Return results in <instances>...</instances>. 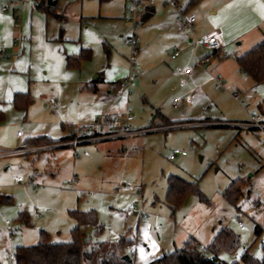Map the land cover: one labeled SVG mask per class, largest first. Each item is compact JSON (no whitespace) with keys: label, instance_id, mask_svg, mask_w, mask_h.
I'll return each instance as SVG.
<instances>
[{"label":"rangeland","instance_id":"1","mask_svg":"<svg viewBox=\"0 0 264 264\" xmlns=\"http://www.w3.org/2000/svg\"><path fill=\"white\" fill-rule=\"evenodd\" d=\"M33 1L26 0L14 13L11 9L3 11L1 8L7 2L12 4L10 0H0V39L5 32L10 35L9 42L0 43V50L4 51L0 61H13L24 56L32 40L38 44L40 53L48 57L50 50L41 40L47 43L49 39L55 43L62 41L61 47L65 45L69 51H80L82 46H88L93 52V64L100 65L101 71L91 74L87 83L96 74L108 83L130 78L134 92L128 104L122 98L103 102L99 97L89 96L84 88L86 81L70 69L62 68V72L59 65H55L56 79L51 75L47 78V71L41 64H38V79H29L26 72L19 71L16 74L30 82L34 101L27 111L17 110L12 105L8 108L5 119L8 125L0 129L3 136L0 146L3 148L21 146L25 138L42 131H59L62 122L68 128L90 124L104 115L102 111L114 105L119 113L130 112L134 116V127L151 125L156 109L181 122L202 116L249 120L252 114L259 113V104L264 111V84L256 89L253 80L236 68V52L226 50L231 56L225 60L223 68L231 79L226 77V85L221 89L203 67L195 64L189 48H182L181 55L171 59L177 31L167 23L169 9L159 4L157 13L139 30L141 50L131 73L129 48L124 43V37L130 33L129 21L123 17L125 0H70L71 10L67 17L62 14L63 17L48 20L41 10L37 13L38 8L32 15L28 12ZM199 1L194 3L191 11L198 18L197 30L206 32L209 26L205 18L210 10L208 6L201 10ZM63 4L61 1L60 6ZM82 7L85 17L80 20ZM6 16L10 21L4 19ZM2 24H6L3 30ZM61 31L64 32L62 39ZM106 43L111 48L109 59ZM215 61L213 66L218 62ZM187 69L195 71L196 80L184 83L190 77L186 75ZM7 74L0 73V77ZM11 78L15 81V74ZM175 97L180 99L179 107L174 106ZM216 122L219 120L208 119L198 122L204 126L200 128L175 124L146 132L130 140L132 148L138 144L142 146L139 152L132 148L127 151L122 145L128 140L117 139L83 143L76 149L71 147L55 152L47 149L62 146V142L30 144L47 148L40 155L1 159L0 194L11 196L10 201L0 203L1 264H16L10 254H15L20 235L25 239L22 241L36 243L37 237L40 239V230L45 229L51 240L64 241L73 226L68 213L72 208L81 211L94 208L97 212L104 230L96 234L93 227H88L86 233L92 240L116 242L124 235L136 241L135 264H155V259L163 252L180 248L190 239L208 246L223 227L233 232L238 244L232 250L222 248L218 254L221 260L228 263L238 260L245 249L256 258H262L264 142L256 130L232 125L210 126ZM159 123L160 119L156 118L154 125ZM18 131L25 136L19 138ZM176 148L186 150L187 155L178 154L171 160L170 154ZM108 150H111L109 158L106 156ZM73 173L78 176L80 191L71 190L65 182ZM171 174L196 183L208 201L195 192H188L172 214L165 200L167 178ZM16 177L24 180L18 182ZM237 179L241 181L242 195L237 204L242 206L241 209L224 196L225 189ZM32 180L36 186L30 183ZM128 183L144 185L148 220H139L137 213H129L133 208L138 209L139 204H133V196L126 191ZM88 191L93 194L87 195ZM154 194L161 201L154 203ZM22 210L28 213V221L18 219ZM35 212L40 214L39 218L35 217ZM238 217L246 225L244 230L238 225ZM6 219L11 222L10 228ZM156 224L158 230L154 229ZM257 224L263 227L259 236L255 233ZM125 252L129 253L126 248Z\"/></svg>","mask_w":264,"mask_h":264},{"label":"crops","instance_id":"2","mask_svg":"<svg viewBox=\"0 0 264 264\" xmlns=\"http://www.w3.org/2000/svg\"><path fill=\"white\" fill-rule=\"evenodd\" d=\"M4 1H9V0H4ZM10 1L12 2V4L10 2H8L10 4L9 10L11 9L12 12H14V11L16 12L18 7L21 4H23L24 2H26V0H10ZM61 1L64 4L60 6ZM176 1L180 5L186 7L189 12L192 10L194 3H196V1H195L193 4H190L191 0H176ZM200 1L198 4H200L201 10H204V8H206L207 6H208V10H210V14H208L207 17L205 18L207 23H208L209 29L206 32H202V31L199 32L196 28V23H195L194 36L197 38H202L212 31H218L221 35V38L223 39V45H222L221 49L214 55V57L212 58L211 62L208 64V66L206 68H204V70H206L209 73V78L211 79V74H214L216 76L221 77L224 82H225L226 77L231 79V75L228 73V71H226L223 68L224 63H226L225 60L230 58V56H231V54L226 50H231L233 52H236V54H237L236 55V62H235L236 68L238 69V67H239V71H241V73L243 75L250 77L254 82V87L256 89H258L260 86H262L264 84V82L257 83L248 73H246L241 68V66L239 65V63L237 61V57L244 54L245 52L249 51L250 49H252L253 47H255L256 45H258L259 43H261L264 40V0H200ZM126 3L127 2L125 0L124 9H125ZM157 4H159L161 7L169 9L168 10L169 13H168L167 23L169 24V26H172L177 31V36L174 38L176 44H175L173 52L171 53V59H173V60L177 59L182 53V48H189L193 52L194 60L196 57L205 56L208 53V50L205 48L204 45H198L196 48H194L193 45L191 44V40L186 39L184 37V35L180 31H178L177 25H176V20H175L176 19V11L172 6L166 4L165 0H155L153 5H150L147 7V11L145 13L146 17H144L143 26L146 24L147 21L150 20V18H152L157 13V8H156ZM70 6H71L70 0H34L32 2V5H29L28 12L29 13L31 12V15H32L33 12L35 11L34 9L38 8L39 10L37 11V13H39V11L41 10L42 13L44 12V14H46V20H48L49 18L55 19L54 17H59V16H61V17L66 16L67 17V14H69L70 10H71ZM72 11L74 12V10H72ZM80 12L81 13L83 12V7L80 9ZM190 13L194 14V13H192V11ZM62 14H63V16H62ZM75 16H76V14H75ZM87 16H89V15H86V17ZM83 17H85L84 14L80 15L79 19L82 20ZM123 17L125 18V14ZM4 19L6 21H8V20L10 21L9 16H6V18H4ZM5 20H2V21L5 22ZM197 21H198V18H197ZM5 27H6V24H2L1 30L5 29ZM63 34H64V32L61 31V35H60L61 39L64 37ZM9 41H10V35H8V33H6V32L3 33L1 36V39H0V43H2V42L7 43ZM32 42H33V40L30 43L31 45L29 44L28 53H26L24 56L16 58L13 61H0V73H7L8 72L7 75L0 77V114H3V116L0 118V129L4 128L6 125H8V123L5 122V119H6L7 110H8V108H10L11 105L14 106V108L17 110L27 111L29 106L33 103L34 99L31 96L30 82H28L26 80V78L19 76L16 73L19 71L20 72H26L28 74L29 79L32 77L35 79H38V74H39L37 71L38 70V64H41V67L46 69V71H47L46 77L51 75V78H55V79L58 78V75H56V71L54 70L55 65H59L61 71L63 70L62 68H66V69H70L73 73H77V75L82 80L86 81V83L84 84V88L87 89V92H88L87 94L89 96L93 95V97H99L100 99H102L103 102H108L111 99H115V98H117V99L122 98V99H125V101L127 100V104L129 103L130 97L133 95V92H134L133 84H132V93L131 94L123 93L121 95H117L116 94V88H118L120 86V84L122 83L121 80L111 81V83H108L105 80H103V76H101L100 74H96L95 77L93 78V80L90 83H87V80H91V74H94L95 72L101 71L100 65H94L92 62L93 52H92L91 47L82 46L80 51H78V49L69 51V49L65 48V45H64V47H61L60 43H62V41L55 43V40L49 39V41L47 43V42H43V40H41L42 44L46 48H49V50H50V56L48 57L47 55L40 53V51L38 49V44L36 45V42L35 43L34 42L32 43ZM105 46H106L107 55H108L107 59H109L110 55H111V48H110V45L108 43H106ZM83 49H87L84 52L85 53L88 52L90 54V57L81 60L79 65L69 66L68 62H67L68 57L69 56H72L75 58L79 57L80 54L82 53ZM88 50H90V51H88ZM175 51H179L180 54L176 58H172V54ZM68 52H71L72 54H70ZM129 54H130V49L128 51V55ZM215 60H217L218 62L213 66V63L216 62ZM128 61H129V56H128ZM211 64L213 67L211 66V68L209 69L208 67ZM77 69H80V70L75 71ZM133 70H130V72L132 73ZM14 74H15V81H13L11 78ZM186 75H190V77H188L187 80L185 79V81H183V79H182V81L184 83H186L190 79H192V81L196 80L195 71H191L189 73L186 72ZM42 76L43 75H41V78H43ZM211 80H213V79H211ZM101 82L104 83L102 86L100 85ZM225 85H226V82H225ZM19 93L28 94V96L32 99L30 101V103L25 105V102H26L25 99H27V98H25V99L22 98L20 104L16 105L15 104V97ZM234 94L237 95L238 92L235 91ZM175 98H174V100H175ZM49 103L51 104V100ZM53 107L55 108L56 105H53ZM259 109H260L259 113L264 114V111L262 109L261 104H259ZM102 112H103L102 114H104L103 116H106V115L120 116V115H123L125 113V112L119 113V111L115 105H114V107H109V110L102 111ZM156 118L160 119V123L157 125L159 127L173 126L175 124L179 126L180 124H184V125H188L189 127H195V128L204 127V126H200L198 124V122L201 120H208V119L209 120H211V119L212 120H219V122H216V124L210 125V126H230V125H232L231 122H241V121L246 120V119H221L219 117L202 116L199 118L198 117H189L188 119H186L188 121L181 122L180 120L171 119L169 116H167L166 114H164L160 110L156 109L155 115H154L153 120L151 122V125H149V126H156V125H154ZM232 126H234V125H232ZM70 127L72 128V126H70ZM145 127H147V126H145ZM234 127H237V126H234ZM71 128H68V126L65 125L64 122H62L60 125L59 131L50 132V133L42 131L40 134H34L33 133L34 135H30L29 137H27L23 140V145H27V144L29 145V142H31L34 138L39 137V136H44V137L50 138L55 143H57V141H60L63 138H66V137L71 138V134H72L70 131ZM237 128H240V127H237ZM240 129H245V128H240ZM17 136L19 138H23L25 136V134L24 133H22V135L17 134ZM139 136H141V135L124 138V139H127L128 141L122 145V148L125 147V149L127 151L131 150L132 147L129 144L131 142L130 140L137 138ZM2 137L3 136L0 134V140H3ZM68 138H66V140H69ZM115 140H117V139H115ZM109 141H111V140H109ZM60 142H63V141H60ZM102 142H105V141H102ZM23 145H21V146H23ZM71 147L76 149V147H74V146H57V145H54L53 147H50V149H47V150L55 152L56 150H61V149H66V148H71ZM141 148H142V146L140 144H138V145L133 146L132 150L139 152ZM43 151L44 150H42L41 152H38V153H30V154L40 155ZM110 151L111 150H108V152L106 154L107 158H109V156H111ZM75 152L76 151H74V155L76 154ZM23 155L28 156L29 154H23ZM15 156H22V155H15ZM3 159H5V158H3ZM58 159H59V156H58ZM171 175H173V174H171ZM71 177H75L76 181L74 183V186L73 187L69 186V188L73 191H80V188L78 186L77 174L73 173L68 178H71ZM168 178H167V189H166L165 200H166L167 204L170 206V204L167 201V193H168V189H169ZM128 184H130V183H128ZM135 185H140L142 187L143 195H144V199H145V202H144V207H145L146 198H145V193H144V185L141 183H136ZM91 192L92 191H88L87 195H92L93 193H91ZM153 199H154V203L161 201L160 197L157 194H154ZM91 209L95 210L94 208H91ZM91 209H89V210H91ZM71 210H75V209L72 208L68 212L71 219L73 220V226L70 229V233L66 234L67 238L64 239V241H69L71 239V237H72L71 231L75 227V225L77 224L76 219L70 213ZM85 211H88V210H85ZM21 212L25 213V217H20ZM171 212H172V210H171ZM35 213H38V212H35ZM35 213H34V215H35ZM138 216H139V214H138ZM35 217L39 218L40 216L35 215ZM24 218H26V219H24ZM28 218H29L28 213H26L25 210H22L19 212L18 219H20L21 221L24 222V221H28ZM139 220H140V216H139ZM8 228H10V227H8ZM154 229H155V226H154ZM158 229H155V230H158ZM43 230L48 232L45 229H41L39 232L40 233V239H39V237H37L38 238L37 242H39L41 240V231H43ZM48 234H49V232H48ZM21 236H23V235H20L19 241L16 243L19 245H17L16 248L18 246H21V245L35 244V243H28L27 241H22L25 239H23V237H21ZM32 238H33V236H32ZM49 238H50V234H49ZM54 240L55 241L50 239V241H52V242H64V241H59L61 239H54ZM196 241H197L196 243L199 246L206 247L200 241H198V240H196ZM166 252L167 251L163 252V254ZM11 255H14V253L10 254V257H11ZM11 259L14 260V258H11Z\"/></svg>","mask_w":264,"mask_h":264},{"label":"trees","instance_id":"3","mask_svg":"<svg viewBox=\"0 0 264 264\" xmlns=\"http://www.w3.org/2000/svg\"><path fill=\"white\" fill-rule=\"evenodd\" d=\"M197 0H191L193 4ZM146 17V16H144ZM83 49L79 57H68V65H79L81 60L89 58L90 54ZM90 51V50H88ZM241 68L248 73L257 83L264 82V40L237 57ZM22 98L25 99V105L32 100L28 94H17L15 104L19 105ZM0 118L3 114H0ZM71 134V138H72ZM68 138V137H66ZM63 138L60 141H67ZM68 138V139H71ZM60 141H57L60 142ZM55 143L50 138L39 136L34 138L30 144L41 145ZM169 189L167 201L170 204L172 213L178 209L188 192H195L202 200L208 201L205 194L200 190L196 183L189 182L177 175H171L168 178ZM240 180H233L225 189L224 196L237 205L242 195ZM11 196L0 194V203L10 201ZM71 215L76 219L77 224L71 231V239L64 242L50 241L49 234L41 231V240L32 245H21L15 250L14 260L16 264H135L133 255L129 254V259H125V248L128 244L134 242L131 238L121 236L116 242L107 240H92L88 237L86 230L93 227L96 234L104 230L100 223L97 213L91 209L88 211L71 210ZM20 217H25L21 212ZM26 219V218H24ZM263 227L260 224L255 226L257 236L261 234ZM238 244V239L228 227L221 228L211 243L205 248H200L194 239L186 241L182 247L172 251H167L161 257L154 261L155 264H264V242L262 245L263 256L256 258L249 249H245L240 259L233 262H226L219 258L218 254L222 248L234 249ZM1 264V261H0Z\"/></svg>","mask_w":264,"mask_h":264},{"label":"built area","instance_id":"4","mask_svg":"<svg viewBox=\"0 0 264 264\" xmlns=\"http://www.w3.org/2000/svg\"><path fill=\"white\" fill-rule=\"evenodd\" d=\"M125 6V18L129 21L130 24V33L125 36L124 42L130 49L129 54V69L133 70L135 67L136 60L139 56L141 50V35L139 30L144 24V16L147 11V7L153 5L155 0H126ZM166 4L172 6L176 11V25L178 31H180L186 39L191 40V44L194 48L198 45H204L208 50V53L203 57H196L195 64L206 68L211 62L214 55L221 49L223 45V39L218 31H212L202 38H197L194 36V26L197 22V17L194 14H191L186 7L180 5L176 0H165ZM3 11H7L10 8V4H3L1 6ZM17 11H19L17 9ZM15 13V11H14ZM16 42V40H15ZM179 51H175L172 54V58H176L179 55ZM0 56H4V51L0 50ZM186 72H190V69H187ZM211 79L216 82L218 88H223L225 82L219 76L211 74ZM123 93H132V81L131 79H126L116 88V94L121 95ZM180 99L175 98L174 106H179ZM187 102H191L190 99H187ZM134 116L130 112H126L120 116H101L98 117L94 122L90 124H79L72 127L71 133L72 138L60 143L62 146H74L77 147L83 143H96L101 141H109L115 139H124L128 137H134L138 135L145 134L146 132L155 130L159 126H147V127H134L133 125ZM232 125L245 128L253 129L259 133V138L264 142V116L262 113H255L251 115L249 120L241 122H231ZM18 135H22L21 131L17 132ZM47 146H30L23 145L14 148H3L0 146V159L12 157L15 155H23L36 153L38 151L45 150ZM178 154L187 155V151L184 149L176 148L170 154V159L174 160ZM24 179L22 177H17L16 181L22 182ZM76 181L75 177L65 179V182L73 187ZM31 184L36 186L35 182L30 181ZM126 190L133 196V204H139V208H133L129 212L137 213L140 216V219L146 221L149 217V213L144 207V195L143 190L140 185H126ZM36 216H40L39 213H35ZM6 224L10 227V220L6 219ZM238 225L241 230L246 228L244 221L238 217ZM159 226L155 225V229H158ZM200 248H205L199 246ZM126 249L129 251L128 254L135 255L138 249V244L136 241L127 245ZM11 258H14V255H11Z\"/></svg>","mask_w":264,"mask_h":264},{"label":"water","instance_id":"5","mask_svg":"<svg viewBox=\"0 0 264 264\" xmlns=\"http://www.w3.org/2000/svg\"><path fill=\"white\" fill-rule=\"evenodd\" d=\"M129 257H130L129 254H126V255L124 256L125 259H129Z\"/></svg>","mask_w":264,"mask_h":264}]
</instances>
